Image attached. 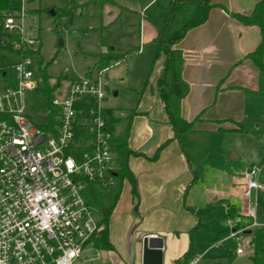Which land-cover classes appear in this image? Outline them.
<instances>
[{"label": "crops", "instance_id": "obj_1", "mask_svg": "<svg viewBox=\"0 0 264 264\" xmlns=\"http://www.w3.org/2000/svg\"><path fill=\"white\" fill-rule=\"evenodd\" d=\"M172 1L165 0L166 11ZM259 1L214 0L226 11L214 8L208 21L190 30L176 46L183 53L182 78L188 86L182 117L189 123L195 121L185 137L184 149L175 139L156 85L165 57L154 63L155 40L167 18L162 22L148 18L141 21L137 54L144 55L145 60L134 73L128 68L123 76L121 85H128L133 100L126 105L124 115L115 118L119 121L115 138L128 133L132 153L127 165L132 180L117 179L114 185L118 188L108 223L113 248L102 250L111 251L112 255L102 257L101 263L142 264V242L155 236L154 244L163 250V264H176L189 249L197 251L199 219L192 209L222 202L238 207L246 217L248 206L253 205L251 197H245L250 164L235 149L239 137L247 133L246 124L254 123L258 110H264V70L260 71L249 59L264 43V34L259 27L245 26L229 13L249 15ZM155 2H148L146 8ZM262 61L264 64V52ZM119 62L115 67L120 66ZM263 172L264 168L259 176L262 185ZM260 192L263 191L253 190L251 195ZM101 219L102 216L98 220ZM241 219L235 226L241 224ZM226 223L231 234L232 226Z\"/></svg>", "mask_w": 264, "mask_h": 264}, {"label": "built area", "instance_id": "obj_2", "mask_svg": "<svg viewBox=\"0 0 264 264\" xmlns=\"http://www.w3.org/2000/svg\"><path fill=\"white\" fill-rule=\"evenodd\" d=\"M24 19L8 13L6 39L0 41V264H86L83 257L96 249L104 226L85 191L93 185L103 193L117 181L115 137L103 106L108 69L72 80L66 88L56 82L52 106L58 124L54 130L35 127L25 114V98L39 90L40 68L32 55L40 43L26 34ZM89 104L97 107L86 111ZM260 173L253 168L246 175L248 199L253 190H264ZM246 216L254 221L252 228L259 227L255 206H248ZM238 220L228 221L230 236L242 244ZM100 258L97 252L87 262Z\"/></svg>", "mask_w": 264, "mask_h": 264}, {"label": "rangeland", "instance_id": "obj_3", "mask_svg": "<svg viewBox=\"0 0 264 264\" xmlns=\"http://www.w3.org/2000/svg\"><path fill=\"white\" fill-rule=\"evenodd\" d=\"M96 1L99 0H20L12 5L13 15L23 14L25 17L26 34L29 33L40 43L36 46V53L32 55L35 67L40 68L36 75L39 90L44 86L43 71L47 72L52 85L61 80L63 88H66L72 80L85 78L89 71L94 73L97 55L108 53L111 49H115L118 55L139 47L140 24L144 18L152 22H162L163 18L166 20L168 15L165 0H159V2L156 0L155 4L148 8L146 6L152 0H115V4H95L84 10L86 3L93 4ZM71 3L74 5L76 16L72 22L61 19L59 23L61 29H57L56 19L58 18L55 17L54 12L71 6L69 5ZM6 15L0 13L3 19ZM5 39L3 35L1 41L4 42ZM1 54L2 50H0V56ZM144 60V55L136 54L122 60L115 59L110 64L108 76L105 75V77H110V80L107 79L110 91L103 106L108 111H112L114 118L122 117L126 112V105L131 102V99L133 100L128 85H121L123 76L126 75L128 68L134 73V70L143 65ZM118 61H120V66L115 67ZM134 65L135 68H133ZM117 90H119V95L115 97L114 93ZM25 104V114L31 124L39 128L50 124L54 108L52 103L46 101L38 90L27 93ZM92 107L96 108L97 104H89L85 106V110L89 111ZM257 116L258 119L254 123L246 124L247 133L239 137L235 150L249 162L247 163L250 164L249 170L259 168L262 173L264 168L262 167L264 120L261 117H264V110H258ZM118 122L117 119L114 124V137ZM258 125L261 127L257 128ZM117 188L116 185L109 191L103 192L105 205L113 206ZM260 191L263 192L252 194L250 199L258 211L256 222L259 227H264V214L261 213V210L264 211V190ZM95 217L100 219L101 214L96 211ZM240 221V229L243 230L240 235L243 239L242 244H239L237 239L228 238L231 229L224 221L208 222L210 224L207 223L204 228L198 230L196 246L200 257L197 264H251L253 250L249 246L251 234L247 232L255 229L251 227L254 221L247 216L242 217ZM217 235L220 236L218 239ZM240 247H243L245 254L238 255L237 251ZM97 252L100 253L101 258L94 262H87L89 259L96 258ZM111 255V251L95 249L86 253L83 261L86 264H101L102 257Z\"/></svg>", "mask_w": 264, "mask_h": 264}, {"label": "trees", "instance_id": "obj_4", "mask_svg": "<svg viewBox=\"0 0 264 264\" xmlns=\"http://www.w3.org/2000/svg\"><path fill=\"white\" fill-rule=\"evenodd\" d=\"M20 0H0V13L8 14L12 11V5ZM73 3L71 6L64 7L55 12L56 28L61 29V19H67L72 22L76 16V11ZM97 4H115V0H99L93 4H85L84 10L91 5ZM220 7L226 11L224 7L216 4L214 0H173L171 6L167 9L168 16L163 27L159 29V34L155 40L157 51L154 59L156 63L161 57H165L164 68L161 77L157 81L160 99L163 102L169 121L175 131V139L180 143L181 147H185V137L193 130L194 122L189 123L182 117V102L188 92V86L182 78L184 66V57L182 51L176 46L185 38L187 33L200 25L206 23L209 19L210 12ZM81 14V13H80ZM232 18L239 21L245 26H257L264 34V0H260L254 10L249 15L229 13ZM3 32V18L0 16V41ZM139 52V48H132L123 54H116L114 49L108 53L100 54L98 62L95 65V70L103 71L108 69L110 64L116 59H126L132 57ZM264 52V43H262L255 52L249 55V59L260 69L264 70L262 56ZM46 71L42 72V80L44 86L38 90L42 97L52 103L56 96L57 85H52ZM61 82V80L59 81ZM57 110L54 109L52 120L49 125L42 127L46 130H54L56 125L55 116ZM108 127L111 132H114V124L117 120L113 117L112 111L107 113ZM115 147L118 158L117 179L121 182L132 180L130 170L128 168V158L131 155V150L128 146V133L125 137L115 138ZM85 196L87 203L91 205L101 216V224L105 225V230L101 237L94 242L97 249L111 250L113 247L109 241L108 223L113 213L114 206L107 207L104 203V193L98 191L93 185H90ZM193 213L198 217L199 222L197 229L204 228L211 221H235L243 217L241 210L234 205H225L220 202L217 205H207L203 208L192 209ZM235 229L240 230V225H236ZM251 234L249 242L250 248L253 250L251 264H264V227L255 228L253 231L247 232ZM198 252L191 248L176 264H189L192 260L198 257Z\"/></svg>", "mask_w": 264, "mask_h": 264}, {"label": "water", "instance_id": "obj_5", "mask_svg": "<svg viewBox=\"0 0 264 264\" xmlns=\"http://www.w3.org/2000/svg\"><path fill=\"white\" fill-rule=\"evenodd\" d=\"M60 45H62V42H60ZM156 240L157 239L155 238H148V237L143 240L142 242V264H163L164 263L162 247L156 246L154 244Z\"/></svg>", "mask_w": 264, "mask_h": 264}, {"label": "clouds", "instance_id": "obj_6", "mask_svg": "<svg viewBox=\"0 0 264 264\" xmlns=\"http://www.w3.org/2000/svg\"><path fill=\"white\" fill-rule=\"evenodd\" d=\"M73 255L75 254V253H72Z\"/></svg>", "mask_w": 264, "mask_h": 264}]
</instances>
